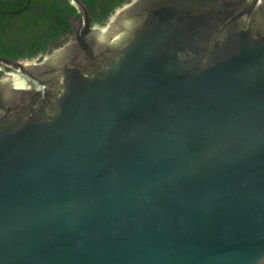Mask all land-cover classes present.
<instances>
[{
	"label": "water",
	"instance_id": "1",
	"mask_svg": "<svg viewBox=\"0 0 264 264\" xmlns=\"http://www.w3.org/2000/svg\"><path fill=\"white\" fill-rule=\"evenodd\" d=\"M66 1L0 56V264H264V0Z\"/></svg>",
	"mask_w": 264,
	"mask_h": 264
},
{
	"label": "trees",
	"instance_id": "2",
	"mask_svg": "<svg viewBox=\"0 0 264 264\" xmlns=\"http://www.w3.org/2000/svg\"><path fill=\"white\" fill-rule=\"evenodd\" d=\"M26 0L0 1V9L17 10ZM93 22L104 24L115 8L129 0H82ZM101 6V7H99ZM75 12L65 1L31 0L27 9L16 15L0 14V56L13 59H32L52 51V45L70 31L69 17ZM1 75V73H0Z\"/></svg>",
	"mask_w": 264,
	"mask_h": 264
},
{
	"label": "flooded vegetation",
	"instance_id": "3",
	"mask_svg": "<svg viewBox=\"0 0 264 264\" xmlns=\"http://www.w3.org/2000/svg\"><path fill=\"white\" fill-rule=\"evenodd\" d=\"M0 1H3V0H0ZM27 1V0H26ZM26 1H25V4H26ZM61 1H65L66 3H67V1L66 0H61ZM82 1V0H81ZM104 1L105 0H100V5L101 4H103L104 3ZM110 1V0H109ZM83 2V1H82ZM30 3H31V0H29V3H28V5H27V7L30 5ZM84 3V2H83ZM68 4V3H67ZM85 4V3H84ZM24 6V5H23ZM85 6H86V9H87V13H88V15H89V18L91 19V24L92 25H94V24H97L98 22H93V19H92V16H91V14H90V12H89V10H88V7H87V5L85 4ZM27 7L23 10V11H25L26 9H27ZM99 7H101V6H99ZM18 10V9H17ZM0 11H8V10H2V9H0ZM12 11H14V10H12ZM22 11V12H23ZM21 13V12H20ZM19 14V13H18ZM4 15V14H3ZM14 15H16V14H14ZM75 15H76V11L69 17V22H70V31H67V32H65L60 38H59V40H57L53 45H52V47H54L55 45H61V44H63L64 42H66L67 40H68V37L72 34V32H73V30H72V21L75 19ZM81 18V15L80 14H78L77 15V19H80ZM100 24V23H99ZM58 47V46H57Z\"/></svg>",
	"mask_w": 264,
	"mask_h": 264
}]
</instances>
